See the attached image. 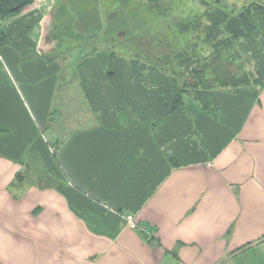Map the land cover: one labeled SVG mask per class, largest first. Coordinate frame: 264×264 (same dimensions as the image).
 <instances>
[{
	"label": "crops",
	"instance_id": "obj_1",
	"mask_svg": "<svg viewBox=\"0 0 264 264\" xmlns=\"http://www.w3.org/2000/svg\"><path fill=\"white\" fill-rule=\"evenodd\" d=\"M49 4L2 21L0 264H264V84L175 109L163 73L49 48Z\"/></svg>",
	"mask_w": 264,
	"mask_h": 264
},
{
	"label": "trees",
	"instance_id": "obj_2",
	"mask_svg": "<svg viewBox=\"0 0 264 264\" xmlns=\"http://www.w3.org/2000/svg\"><path fill=\"white\" fill-rule=\"evenodd\" d=\"M60 1L63 15L73 12L78 23L90 17L86 25H96L97 29L99 26L102 34L109 36L103 37L101 42H90L94 50L82 58L80 66L96 53L104 52L113 58L126 59L136 76L163 73L172 81L175 109L192 100L208 110L211 96L218 89H256L264 84L263 78L251 70L249 60L239 50V44L253 39L259 28L255 17L264 16V0H242L246 4L241 7L238 3L241 0H167L174 6L168 15L162 6L165 0H143L144 7L155 9L161 21L168 20L175 38V43L153 38L151 45L144 44V38L139 36L131 40L121 38L127 34V29L138 34L157 24L143 20L127 23L133 0H126V3L122 0ZM37 2L47 0H0V41L6 40L2 21L22 14ZM109 3L116 5L114 11ZM55 10L56 5L54 13ZM102 12L105 18H101ZM80 46L68 45L67 51L80 50ZM103 47L109 51L105 52Z\"/></svg>",
	"mask_w": 264,
	"mask_h": 264
},
{
	"label": "rangeland",
	"instance_id": "obj_3",
	"mask_svg": "<svg viewBox=\"0 0 264 264\" xmlns=\"http://www.w3.org/2000/svg\"><path fill=\"white\" fill-rule=\"evenodd\" d=\"M47 0L46 3L49 4V9L47 10V13L49 17L47 16L44 17V26L43 22L41 24V28H35L34 32L37 35L42 36V38H47L48 46L57 50V47L59 51H67V46L68 45H73L75 47V44H81L80 48H83L86 50L88 53L89 51L94 50V46L90 45V42L92 40H104L103 37L106 39V37H109L108 34H102L103 29H101L98 26V29L94 27L87 26L86 23L90 22L91 18H85V21H81L78 23V19L75 18V15L73 12L67 15H63V10L60 9L61 6V1L60 0ZM131 0H127L129 2ZM141 2H137V0H133L134 5H131V8L128 9V18H127V23H135L140 20H143L144 22H148L149 24H152L154 22H157V24L151 28H148L147 30L140 31L138 34H135L133 32L134 30L127 29V34L122 35V39H133L136 37H142L144 44H152L153 38H158L162 40H166L169 43H175V38H173V33L171 32V29L169 28L168 25V20L161 21L159 19L157 11L155 9L151 8H145L144 3H142L143 0H140ZM59 2V3H58ZM122 2L126 3V0H122ZM162 2V1H161ZM165 5H162L163 8L168 11L167 15L171 12L173 6V2L165 0ZM244 2V3H243ZM239 7L243 6L246 4V1H238ZM110 4V3H109ZM43 5L42 2H37L36 6ZM56 5V10L54 13V7ZM33 7V8H34ZM109 7L111 8L112 11L115 10L116 5L115 4H110ZM32 8V9H33ZM28 10V9H27ZM31 10V9H29ZM170 10V12H169ZM55 14V15H54ZM101 18L103 17V12L100 14ZM47 19V21H46ZM49 21V25H45ZM97 21V20H96ZM174 21H177V19H174ZM90 24V23H89ZM100 24V23H99ZM47 26V27H46ZM92 26V25H91ZM98 31V32H97ZM96 33V34H95ZM95 34V35H93ZM46 36V37H45ZM53 49V50H54ZM105 52H108L109 50L107 47H103ZM75 49L70 50L72 51V56H74L76 53L74 52ZM132 70V69H131Z\"/></svg>",
	"mask_w": 264,
	"mask_h": 264
}]
</instances>
